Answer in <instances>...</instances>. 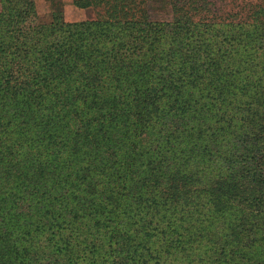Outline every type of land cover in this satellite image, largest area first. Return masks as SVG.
<instances>
[{
    "label": "trees",
    "instance_id": "16d2710c",
    "mask_svg": "<svg viewBox=\"0 0 264 264\" xmlns=\"http://www.w3.org/2000/svg\"><path fill=\"white\" fill-rule=\"evenodd\" d=\"M219 1L0 0V264H264V3Z\"/></svg>",
    "mask_w": 264,
    "mask_h": 264
},
{
    "label": "rangeland",
    "instance_id": "374dc122",
    "mask_svg": "<svg viewBox=\"0 0 264 264\" xmlns=\"http://www.w3.org/2000/svg\"><path fill=\"white\" fill-rule=\"evenodd\" d=\"M53 1H61L63 4L64 19L67 22L84 21L96 18V10L93 8H81L74 4V0H36L39 16L49 19L52 12ZM264 3V0H225L219 1L220 11L235 12L247 7L248 3ZM146 8L150 19L156 21H169L174 18L170 0H146ZM1 10V3H0ZM224 12V13H225Z\"/></svg>",
    "mask_w": 264,
    "mask_h": 264
}]
</instances>
